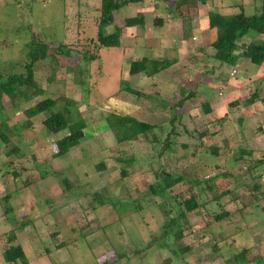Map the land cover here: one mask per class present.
Returning <instances> with one entry per match:
<instances>
[{"label": "rangeland", "instance_id": "obj_1", "mask_svg": "<svg viewBox=\"0 0 264 264\" xmlns=\"http://www.w3.org/2000/svg\"><path fill=\"white\" fill-rule=\"evenodd\" d=\"M261 4H127L113 14V24L120 28L118 46L99 49L100 0H0L1 78L26 77L28 53L45 47V57L30 67V84H18L23 96L16 94L11 102L0 95V133L5 137L0 140V264H7L4 250L15 245L26 264L264 260V65L244 59L234 66L218 65L211 47L215 32L207 26L209 13L250 15ZM139 14L142 26L124 25L126 18ZM154 19L162 21L160 27L153 26ZM250 41L263 44L264 33L248 31L236 44ZM83 51L93 56L90 61L80 57ZM142 57L171 63L152 76L129 75V63ZM121 83L142 96L120 91ZM46 98L85 124L83 141L63 157L53 156L54 143L66 130L51 134L42 125L47 113L25 114ZM203 104L209 106L208 114ZM110 114L154 127L145 137L118 143L106 122ZM202 132L203 137L198 135ZM12 148L16 151L8 154ZM241 150L249 153L235 158ZM129 157L133 163L122 162ZM255 161L263 165L255 166ZM99 164L102 168L96 169ZM165 173L176 182L162 199L148 186ZM193 181L198 184L190 185ZM226 190L231 193L212 200ZM94 193L103 195L101 202L93 199ZM190 194L204 206L198 214L187 213L183 227L179 219L180 229L172 224L165 232L164 223L176 216L173 206ZM163 200H168L166 208L172 207L168 215L160 208ZM217 214L221 221H214ZM177 230L180 238L173 235ZM240 253L242 260L235 259Z\"/></svg>", "mask_w": 264, "mask_h": 264}, {"label": "trees", "instance_id": "obj_2", "mask_svg": "<svg viewBox=\"0 0 264 264\" xmlns=\"http://www.w3.org/2000/svg\"><path fill=\"white\" fill-rule=\"evenodd\" d=\"M143 0H100L99 6V20L97 23V31H96V43L99 49L102 48H111L116 47L119 44V34L120 28L113 24V14L115 11L124 7L127 4L136 5L137 3L142 2ZM160 1V0H159ZM163 2H168L169 0H161ZM261 6L259 12H255L250 15H245L242 12H238L232 15H220L209 13L207 15V26L209 29L214 30V40L211 42V47L214 50L213 59L218 61V65L220 66H234L238 59L248 60L251 64L256 66L264 65V43L263 44H255L250 41L247 45H237L236 42H239L242 36H244L248 31H254L258 34L264 33V0H261ZM176 7V5H175ZM162 21L160 19L153 20L154 27H160ZM124 25L127 27L130 26H142L143 20L141 15H136L132 18H126L124 20ZM111 27L110 32H106V29ZM96 48V49H98ZM67 51V50H66ZM63 51L64 55H67L68 52ZM76 54V52H74ZM89 51H83L80 53V57L83 60L90 61L93 56L89 54ZM45 57V47L44 45H40L37 47V51L29 52L28 58H30L29 64L25 66L27 71L26 77L22 78V76H11L8 79H3L0 76V95L5 94L7 97L12 98L11 102H13V97L16 94L22 95L20 91V87L18 84L24 83L25 85H29L30 80V67L31 65L38 59ZM170 60L162 59L160 61L153 60L148 57H142L138 60L131 61L128 67L129 75H136L138 73H144L147 76H152L157 74L170 66ZM31 86V85H30ZM39 88L35 87V91H38ZM120 91L126 92L127 94H132L135 97L142 96L138 91L132 90L125 83H121ZM255 96L250 98V102L253 101ZM232 104H237V102H233ZM55 103L51 99H43L36 102L34 105L25 110V114L27 117H32L38 115L40 113H47V116L42 120V125L51 133L56 134L58 132L66 130L67 134L57 139L54 143V154L55 158L65 156L70 150L76 148L81 141L84 139L85 124L80 118L72 119L70 115V111L67 107H63L61 109H56L54 107ZM178 104H176L177 108ZM207 104H203V111L205 114H208L210 109ZM106 122L113 132V135L118 143L133 140L138 135L143 137L146 136V133L153 129V125H149L147 123L140 122L135 120L134 118L128 115H114L110 114L106 118ZM264 132V129H262ZM201 137L205 135L202 132ZM200 137V136H199ZM200 137V138H201ZM0 140L5 141V137L0 133ZM183 148H186L187 145H182ZM211 151L212 154L216 153L215 148H207ZM16 148H12L8 151V154L14 153ZM244 152L241 150L239 154L235 156L241 157ZM235 158H233L235 160ZM122 162L125 163H133L134 160L129 157L127 159H123ZM259 164L263 165L261 161H255L254 165L258 166ZM102 165L99 164L96 169H101ZM247 169V171H250ZM121 175H126L123 170L120 171ZM18 176L16 173H13V177ZM176 180L171 177L170 174H163L160 180L156 181L153 184L148 186V189L153 195H156L158 198L164 199V191L174 185ZM64 185L69 188V184L66 180H63ZM198 184L196 181H193L192 184ZM208 188V186H206ZM256 185L252 186V189H257ZM103 193V192H102ZM230 194L229 190L223 191L214 199H219L221 196ZM9 197V196H7ZM5 197V199H7ZM93 199L97 202H101L100 199H103L102 194H93ZM168 205V200H163V203H160V208L163 209V214L168 215L170 213V209L172 207L166 208ZM204 206L203 203H197L196 198L193 194H190L187 198L182 199L175 203L173 208L175 209V217L169 218L163 225L165 232L168 227L172 224H176L177 228L180 229V223L178 220L181 219L183 227L186 222V214L190 212H194V214H198L200 208ZM5 212L9 213L10 208L6 207ZM222 220V215L217 214L214 216V221L218 222ZM18 228L24 227L23 224H19ZM164 232V233H165ZM176 235V238L181 237L180 230H177L173 233ZM14 236L12 235L8 240L9 242L13 241ZM186 249V248H185ZM180 250H184L180 249ZM3 260L7 264H26V259L23 254V251L20 246H9L3 252ZM243 254L240 253L237 256H234L235 259L242 260ZM263 260L258 259L251 264H260Z\"/></svg>", "mask_w": 264, "mask_h": 264}, {"label": "built area", "instance_id": "obj_3", "mask_svg": "<svg viewBox=\"0 0 264 264\" xmlns=\"http://www.w3.org/2000/svg\"><path fill=\"white\" fill-rule=\"evenodd\" d=\"M260 264H264V260Z\"/></svg>", "mask_w": 264, "mask_h": 264}]
</instances>
